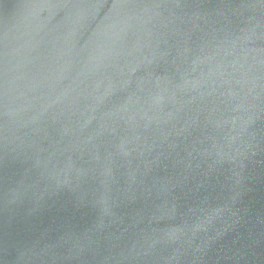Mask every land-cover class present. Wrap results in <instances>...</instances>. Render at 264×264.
<instances>
[{"label": "water", "instance_id": "1", "mask_svg": "<svg viewBox=\"0 0 264 264\" xmlns=\"http://www.w3.org/2000/svg\"><path fill=\"white\" fill-rule=\"evenodd\" d=\"M0 264H264V0H0Z\"/></svg>", "mask_w": 264, "mask_h": 264}]
</instances>
